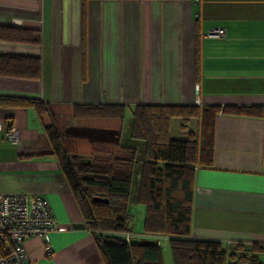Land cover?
<instances>
[{
	"label": "crops",
	"instance_id": "obj_1",
	"mask_svg": "<svg viewBox=\"0 0 264 264\" xmlns=\"http://www.w3.org/2000/svg\"><path fill=\"white\" fill-rule=\"evenodd\" d=\"M0 25L40 31L39 44L0 39V55L40 60L38 79L0 75V96L50 107L0 106V193L45 197L57 224L23 242L29 264H102L44 131L48 118L63 149L84 129L116 138L119 119L73 116L84 104L259 107L260 116L215 113L212 166L195 167L190 237L264 242V0H0ZM215 27L223 37L205 35ZM7 128L17 143L4 140Z\"/></svg>",
	"mask_w": 264,
	"mask_h": 264
},
{
	"label": "trees",
	"instance_id": "obj_2",
	"mask_svg": "<svg viewBox=\"0 0 264 264\" xmlns=\"http://www.w3.org/2000/svg\"><path fill=\"white\" fill-rule=\"evenodd\" d=\"M0 39L39 44L40 31L0 25ZM0 75L38 79L40 60L0 55ZM0 106L33 107L39 115L50 113V107L38 98L0 96ZM125 111L118 104H84L74 106L73 116L117 118L123 122ZM218 111L233 115L261 114L257 106L200 109L195 105H135L129 112L128 135L136 142L122 145L120 131L114 138L115 146L123 152L121 155L107 150L94 155H68L61 147L54 123L44 126L83 226L93 234L102 264H163L160 246L155 243L159 236L166 238L173 264H264L261 244L226 246L190 237L195 167L212 166L213 121ZM174 118L179 121L181 136L178 137L170 135ZM93 197L106 202H95ZM131 201L144 207L141 235L146 238L132 237L126 241L125 234L134 235L128 225ZM141 240L153 243L141 245Z\"/></svg>",
	"mask_w": 264,
	"mask_h": 264
},
{
	"label": "built area",
	"instance_id": "obj_3",
	"mask_svg": "<svg viewBox=\"0 0 264 264\" xmlns=\"http://www.w3.org/2000/svg\"><path fill=\"white\" fill-rule=\"evenodd\" d=\"M13 24H21V20L14 19ZM224 32L223 27H215L210 28L205 35L221 38ZM4 140L17 143V131L7 128ZM56 227L51 205L45 197L38 194L0 193V264H29L23 242L31 237L44 236ZM132 237L135 235H124L126 241ZM261 245L264 250V242Z\"/></svg>",
	"mask_w": 264,
	"mask_h": 264
},
{
	"label": "rangeland",
	"instance_id": "obj_4",
	"mask_svg": "<svg viewBox=\"0 0 264 264\" xmlns=\"http://www.w3.org/2000/svg\"><path fill=\"white\" fill-rule=\"evenodd\" d=\"M129 113L126 112V116L121 122V143L125 146H131L133 145L134 140L130 139L128 135V127H129ZM47 124H49L51 121L47 118ZM99 123L101 124H107L108 121L105 119H98ZM117 127V126H116ZM120 127V126H119ZM179 121L178 119L174 118L171 121L170 124V135L171 137H178L181 136V132L179 131ZM118 128V127H117ZM64 136V135H63ZM117 136V135H116ZM78 138H75V136L68 135L66 136L65 140L68 142V146L65 144L63 147L69 153H76L78 152L83 155H94L97 151L101 150H107L110 151L113 155H116L120 153V155L123 153L121 150L118 149V147L115 146L114 139L112 138H98L93 136H86V135H80L77 136ZM139 143V142H138ZM142 145V144H141ZM106 151V154H107ZM136 190V186H134V191ZM134 197V192H133ZM130 221L129 226L132 227V231L134 232L135 239H137L138 235L141 234V225L144 215V207L141 204L136 203L135 201H131L130 205ZM155 243L160 246L161 249V255H162V263L163 264H173L171 252L167 243V240L163 236H159L155 238Z\"/></svg>",
	"mask_w": 264,
	"mask_h": 264
},
{
	"label": "flooded vegetation",
	"instance_id": "obj_5",
	"mask_svg": "<svg viewBox=\"0 0 264 264\" xmlns=\"http://www.w3.org/2000/svg\"><path fill=\"white\" fill-rule=\"evenodd\" d=\"M82 133L87 134L89 136L98 137V138H112L114 139L113 133L115 131H106V130H93V129H84Z\"/></svg>",
	"mask_w": 264,
	"mask_h": 264
},
{
	"label": "water",
	"instance_id": "obj_6",
	"mask_svg": "<svg viewBox=\"0 0 264 264\" xmlns=\"http://www.w3.org/2000/svg\"><path fill=\"white\" fill-rule=\"evenodd\" d=\"M92 200L95 201V202H106V199H102V198H99V197H93ZM139 243L141 245H145V244H152L153 241L141 240Z\"/></svg>",
	"mask_w": 264,
	"mask_h": 264
}]
</instances>
